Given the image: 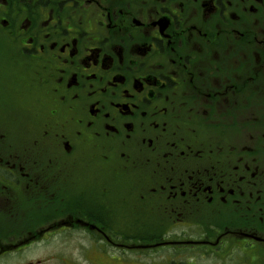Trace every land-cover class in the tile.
<instances>
[{
    "label": "flooded vegetation",
    "instance_id": "flooded-vegetation-1",
    "mask_svg": "<svg viewBox=\"0 0 264 264\" xmlns=\"http://www.w3.org/2000/svg\"><path fill=\"white\" fill-rule=\"evenodd\" d=\"M0 138V263L75 232L264 263V0H0ZM101 161L130 192L81 198L114 178Z\"/></svg>",
    "mask_w": 264,
    "mask_h": 264
},
{
    "label": "rangeland",
    "instance_id": "rangeland-1",
    "mask_svg": "<svg viewBox=\"0 0 264 264\" xmlns=\"http://www.w3.org/2000/svg\"><path fill=\"white\" fill-rule=\"evenodd\" d=\"M44 106L41 107L40 112L44 110ZM32 111L34 117L37 112L36 108L32 107ZM0 140L3 139L0 138ZM3 149L8 150L9 147L5 146ZM50 150V144L46 138L42 137V134L38 137L37 130L32 132L23 130L19 137V145L16 151L22 152L26 161H32L34 155V157H37L36 163L42 167L43 157ZM95 167L104 169L105 176H114L115 167L110 163L101 161V163H96ZM125 173L128 174L129 172L125 171ZM117 174H115L114 178L110 177L98 185V192L86 190L81 198H87L88 194L97 197L105 191H109L107 196L111 197L112 194H115L113 192L116 190L120 191V186L125 190L124 193L130 192L131 188L127 179L121 177L118 180L116 178ZM153 206V204L148 203L145 209L142 210L143 212L147 211L145 219H151L146 231L147 233H152L157 229L156 234L159 236L157 241L159 239L161 241L170 227L162 225H166L168 219L157 216V213L151 210ZM104 217L109 222V230L120 226V232L113 235L116 241L120 237V243L123 235L121 231L128 228L134 230L137 226L135 216L127 214L121 209L119 213L115 212L110 216ZM125 236L132 237L133 234H126ZM90 238L89 234L82 232L49 236L47 237V242L38 246L37 249L26 253L24 256L5 259L0 264H246L242 262L239 250L234 246L230 248L223 247L217 254L209 251L207 254H201L198 258L195 257L193 259L196 254L192 251H187V249H177L176 252L173 249L160 248L146 251H130L108 246L106 250L104 244L101 243L96 246L97 244L90 242ZM165 240L171 239L166 238ZM113 259H116L117 262H112Z\"/></svg>",
    "mask_w": 264,
    "mask_h": 264
},
{
    "label": "trees",
    "instance_id": "trees-1",
    "mask_svg": "<svg viewBox=\"0 0 264 264\" xmlns=\"http://www.w3.org/2000/svg\"><path fill=\"white\" fill-rule=\"evenodd\" d=\"M150 235H152V234H150ZM150 235H149V236H150ZM149 236H148V237H149ZM154 237H155V235H154ZM151 238H152V237H151ZM151 238H149V242H150L149 244L154 243V242H153V239H151ZM157 239H158V237H156V238L154 239V241L157 240Z\"/></svg>",
    "mask_w": 264,
    "mask_h": 264
},
{
    "label": "water",
    "instance_id": "water-1",
    "mask_svg": "<svg viewBox=\"0 0 264 264\" xmlns=\"http://www.w3.org/2000/svg\"><path fill=\"white\" fill-rule=\"evenodd\" d=\"M144 248V247H143Z\"/></svg>",
    "mask_w": 264,
    "mask_h": 264
}]
</instances>
